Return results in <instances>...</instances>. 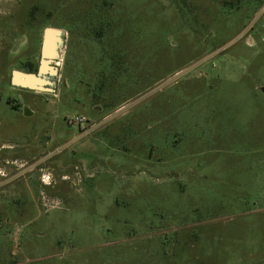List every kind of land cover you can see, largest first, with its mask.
<instances>
[{
  "label": "rangeland",
  "instance_id": "374dc122",
  "mask_svg": "<svg viewBox=\"0 0 264 264\" xmlns=\"http://www.w3.org/2000/svg\"><path fill=\"white\" fill-rule=\"evenodd\" d=\"M10 13L4 94L27 93L11 71L46 27L70 86L33 115L3 97L0 264H264V0H0V27Z\"/></svg>",
  "mask_w": 264,
  "mask_h": 264
},
{
  "label": "flooded vegetation",
  "instance_id": "af4514ba",
  "mask_svg": "<svg viewBox=\"0 0 264 264\" xmlns=\"http://www.w3.org/2000/svg\"><path fill=\"white\" fill-rule=\"evenodd\" d=\"M9 16V19L5 21V24H1L2 26L0 28L4 29L5 26H7L6 22H9L10 26H12V18H14V15L12 13H10L9 15H7V17ZM34 22H35V15L31 13V11L27 12V16L25 17V20L22 21L21 26L24 27L26 26L27 28L30 27H34ZM47 28V27H46ZM45 28V29H46ZM51 28H56V27H51ZM45 29L43 31V35H42V39H41V45H40V50H39V54L37 57V60H30L29 58H26L23 61V66L21 67V71L24 72H38L40 67L42 66V55H41V48H42V42L44 39V32ZM59 29V28H57ZM63 30V29H61ZM64 31V30H63ZM8 32V31H7ZM11 33V32H9ZM26 39L25 36H22L21 39L17 42V44H19L20 42L23 43V39ZM63 39V45L58 48V51H60V56H61V50L63 48V46L65 45V41H66V37H65V31L64 34L62 36ZM54 45H58V41L57 39H55L54 41ZM59 63V62H58ZM58 63L56 62V64L58 65ZM59 74V71H58ZM11 76H12V71H11ZM58 76V75H57ZM55 78V84L52 86V90H35V89H29V88H23L22 90H24V92H27L26 94H23V91H10V94H4V90L0 89V123H1V116H2V103H3V97L5 95V100L4 102L7 104V106L14 111L20 112L23 115H33L36 111L34 109H32V107H30V105L28 104L29 102H32L33 104H35L36 106H38L39 108H46L48 107V104L50 102H52V98L53 96H58L60 97L61 94H57V86L59 85L62 88H66L70 86V80H69V76H61L59 79ZM69 80V81H68ZM11 81V78H10ZM60 89H58L59 91ZM261 92L264 95V90L261 88ZM1 181V179H0ZM1 187H2V183L0 182V191H1Z\"/></svg>",
  "mask_w": 264,
  "mask_h": 264
},
{
  "label": "water",
  "instance_id": "95a60500",
  "mask_svg": "<svg viewBox=\"0 0 264 264\" xmlns=\"http://www.w3.org/2000/svg\"><path fill=\"white\" fill-rule=\"evenodd\" d=\"M64 31L57 28L47 27L44 32L41 55L42 66L39 71L24 72L19 69L12 70L11 84L18 87L35 90H52L59 68L56 64L60 58V48L63 45L62 36ZM57 39L58 45H54ZM264 90V87H262Z\"/></svg>",
  "mask_w": 264,
  "mask_h": 264
},
{
  "label": "built area",
  "instance_id": "2783aa9c",
  "mask_svg": "<svg viewBox=\"0 0 264 264\" xmlns=\"http://www.w3.org/2000/svg\"><path fill=\"white\" fill-rule=\"evenodd\" d=\"M87 121V118L83 115H76V116H71L69 119V123H78L81 124L83 122Z\"/></svg>",
  "mask_w": 264,
  "mask_h": 264
},
{
  "label": "bare ground",
  "instance_id": "6f19581e",
  "mask_svg": "<svg viewBox=\"0 0 264 264\" xmlns=\"http://www.w3.org/2000/svg\"><path fill=\"white\" fill-rule=\"evenodd\" d=\"M58 63V62H57ZM59 64V63H58Z\"/></svg>",
  "mask_w": 264,
  "mask_h": 264
}]
</instances>
